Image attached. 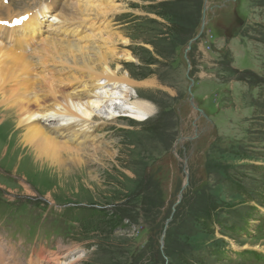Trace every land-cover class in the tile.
<instances>
[{"label": "rangeland", "instance_id": "rangeland-1", "mask_svg": "<svg viewBox=\"0 0 264 264\" xmlns=\"http://www.w3.org/2000/svg\"><path fill=\"white\" fill-rule=\"evenodd\" d=\"M110 4L121 9L100 11L85 33L107 27L117 54L129 50L112 67L122 65L152 114L103 124L112 158L85 157L80 168L67 160L66 172L24 161L10 111L9 142L0 135L3 199L52 208L37 239L69 248L72 264H264V0L98 3ZM12 238L0 229V241Z\"/></svg>", "mask_w": 264, "mask_h": 264}, {"label": "bare ground", "instance_id": "bare-ground-1", "mask_svg": "<svg viewBox=\"0 0 264 264\" xmlns=\"http://www.w3.org/2000/svg\"><path fill=\"white\" fill-rule=\"evenodd\" d=\"M11 1L4 5L0 0V13L9 14ZM100 2L102 0H64L56 5L57 2L52 1L40 14H49L55 8L53 16L57 21L93 27L96 22L99 24V14L121 7L110 4L106 6L108 9H102ZM11 13L9 16L13 15ZM91 13L94 17H90ZM2 18L0 16V20ZM42 21L37 17L28 18L20 28H9L0 22V108L5 106L0 123L4 120L6 129L8 113L14 112L11 133L17 134L21 153L26 155L24 161L31 158L38 168L67 172L72 171L66 167L67 160L80 168L86 164L85 157L93 161L103 154L112 158L114 151L106 142L100 144L98 129L109 121H116L114 119L120 115L143 122L153 112L150 102L138 97L137 83L121 73L122 65L112 67L118 58H130L129 50L117 54L114 39L103 36L109 32L106 27L102 33L90 35L86 31L84 37L72 38L57 37V30L49 29L38 47L20 51L19 43L40 32L38 26ZM85 39L91 42L82 44ZM125 41L129 39L125 37ZM78 70L85 75L79 77ZM76 75L78 77H74ZM143 84L146 86L147 82ZM9 140L7 137V143ZM63 254L65 257L61 253L48 254L43 258L44 263L71 264L72 260L62 262L69 253L64 250Z\"/></svg>", "mask_w": 264, "mask_h": 264}, {"label": "snow or ice", "instance_id": "snow-or-ice-1", "mask_svg": "<svg viewBox=\"0 0 264 264\" xmlns=\"http://www.w3.org/2000/svg\"><path fill=\"white\" fill-rule=\"evenodd\" d=\"M23 19H27V17H23L22 19H17L16 21H15V23H22V21H23ZM0 22H2V21H0Z\"/></svg>", "mask_w": 264, "mask_h": 264}, {"label": "trees", "instance_id": "trees-1", "mask_svg": "<svg viewBox=\"0 0 264 264\" xmlns=\"http://www.w3.org/2000/svg\"><path fill=\"white\" fill-rule=\"evenodd\" d=\"M92 211H93V210H92ZM98 211H99V210L96 209V210H95V213L98 212ZM245 254H246V252H242V253H241V255H245Z\"/></svg>", "mask_w": 264, "mask_h": 264}, {"label": "water", "instance_id": "water-1", "mask_svg": "<svg viewBox=\"0 0 264 264\" xmlns=\"http://www.w3.org/2000/svg\"><path fill=\"white\" fill-rule=\"evenodd\" d=\"M203 22V21H202ZM202 29V28H201ZM200 32H201V30H200Z\"/></svg>", "mask_w": 264, "mask_h": 264}]
</instances>
